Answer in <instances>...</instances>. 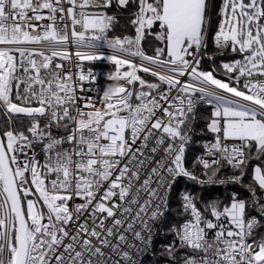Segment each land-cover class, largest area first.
Listing matches in <instances>:
<instances>
[{
	"label": "snow or ice",
	"instance_id": "6c2138e0",
	"mask_svg": "<svg viewBox=\"0 0 264 264\" xmlns=\"http://www.w3.org/2000/svg\"><path fill=\"white\" fill-rule=\"evenodd\" d=\"M113 3L132 7L134 38L109 39L115 16L83 10ZM216 7L215 0H0V264H143L155 257V240L169 236L160 245L169 264H264L257 231L264 229V0ZM214 14L215 47L242 56L221 62L226 80L215 63L202 67L215 60L206 51ZM148 36L163 45L154 55L141 48ZM69 43L79 60L105 59L101 47L113 53L106 59L126 84L103 108L94 103L91 70L54 63L71 59ZM200 119L212 140H194L205 134L195 128ZM193 145L203 152L190 169ZM252 160L260 162L254 183L244 185ZM222 161L239 174L217 179ZM181 179L201 189L240 185L250 196L231 191L226 202H204L187 183L178 187Z\"/></svg>",
	"mask_w": 264,
	"mask_h": 264
},
{
	"label": "built area",
	"instance_id": "2783aa9c",
	"mask_svg": "<svg viewBox=\"0 0 264 264\" xmlns=\"http://www.w3.org/2000/svg\"><path fill=\"white\" fill-rule=\"evenodd\" d=\"M217 3H218V8H219V5L220 3L222 2V0H216ZM78 4L79 3H83V0H77ZM66 7L69 6V5H65ZM111 7V6H110ZM109 8L107 9H103V8H95V7H91V6H87L85 7L83 10L87 13H98V12H103L105 15H111V13L109 12ZM74 11L76 12H79L80 9L79 8H76L74 9ZM218 11V9H217ZM112 16V15H111ZM217 17V22L216 23H213L214 25V29L213 31H211V28L209 30V33H208V36H207V40L208 38L210 37V40L215 47L214 43H213V35L215 33V31L217 30V27H218V24H219V21H220V17L218 15H216ZM213 18V17H212ZM212 21V20H211ZM69 23V35H70V31H71V26H70V22ZM212 25V24H211ZM77 31H81L82 29L80 28V26H77ZM110 30H111V25L109 27V29L107 30L106 32V35L109 39H111L109 37L110 35ZM87 35V33H86ZM142 43V42H141ZM31 47H39V46H36V45H33ZM142 48V46H141ZM143 49V48H142ZM217 49V48H216ZM42 51H47L50 53V49H41ZM218 50V49H217ZM77 51V48L74 46V45H71V43H69L68 45V52H69V55L71 57L70 60H60L59 58H54V63L55 62H60L62 64L65 65V70H70L72 72H78L79 70H83L85 73H87L89 70H91L94 75H95V87H96V90L99 94H101L103 91H104V87L107 83H111V81L107 80V75L109 73H113L115 72V65L112 64L110 61H108L106 59V57L108 55H113V53L111 52L110 49L106 48V47H101L100 48V54L105 57V59H101V60H98V61H88V60H79L77 59L75 53ZM81 51L83 52H88V51H91L90 49H82ZM117 55H121V54H117ZM147 55H150V54H147ZM154 55V54H153ZM125 59H128V60H131V62L135 65H140L142 62L141 60L139 59V57H131V56H125L124 57ZM190 59V58H189ZM204 60H207V58H205ZM77 65H79V68H77ZM148 67H151V65H147ZM102 67H105L106 69H102ZM129 69L127 68V66H124L121 71H128ZM158 71H160L158 69ZM217 75L223 77L224 79H226V77L224 75H220V73L217 71ZM137 75L140 76L141 78L145 79L146 81L148 82H158L157 81V78L156 77H153L150 73H145L143 71H138L137 72ZM182 80H186L187 77H183L181 78ZM119 83H122V84H126V81H120ZM128 87H131V86H128ZM135 87H139L138 85V82L135 84ZM79 94V92H78ZM89 96L92 95V93H85ZM133 100H134V97H133ZM94 103L103 108L104 104H102L100 102V97L97 96V99L94 101ZM198 112H199V109H198ZM22 119H26V118H22ZM27 120V119H26ZM45 121L44 120H41V125H43ZM199 125V120L198 122L196 123L195 125V128L197 129V126ZM54 131V134L56 135H64L65 133L61 130H56V129H53ZM197 131H199L197 129ZM202 137H204V139L202 141H210L213 139V134L211 133H207L206 129H205V134L204 135H201ZM231 143V142H229ZM65 147H68V145H65ZM203 152V149L200 148V151L197 153H202ZM162 155V153H161ZM41 159L43 158L42 154H41ZM157 159H159V157H157ZM222 164L229 170H231L226 164L223 163L222 161ZM197 167L199 168V170H201L203 172V169H202V165H197ZM231 176V175H229ZM229 176H222L221 178H217V179H227ZM201 180H207V178H202L200 177ZM185 185V183H187V187H193V188H196V189H201L198 185L196 184H193L191 182H186L185 180L181 179L180 182H179V185L182 184ZM178 185V187H179ZM212 187H221L222 189H227V188H236L237 190H239L241 193H243L245 195V198H248L250 196V193L248 192V190L240 185H233V184H229L227 186H205L204 188L202 189H209V188H212ZM34 191V189H33ZM174 200L172 201V203L174 204ZM81 201H79L78 199L77 200H73V201H70V205L71 204H75V203H80ZM42 203V202H41ZM249 215H256V213L250 208L249 209ZM172 237L169 236L167 238H164V237H158L155 242H154V248H153V251L155 252V257H153L151 254L145 256L143 258V264H169V261H168V258L167 256H161L160 253L161 251H163L161 248H160V245L161 244H168L170 241H171Z\"/></svg>",
	"mask_w": 264,
	"mask_h": 264
},
{
	"label": "trees",
	"instance_id": "16d2710c",
	"mask_svg": "<svg viewBox=\"0 0 264 264\" xmlns=\"http://www.w3.org/2000/svg\"><path fill=\"white\" fill-rule=\"evenodd\" d=\"M216 3V9L214 10L217 11L218 9V3L215 0ZM130 11H132V7L129 6L128 9H118L116 4L113 3L109 9V12L111 13L112 16H115V20L113 21V23L111 24V30H110V35L109 37L111 39L113 38H123L124 36H128L130 38H134L136 33H135V28L131 25L130 23ZM217 22V17L214 14L212 21H211V31H213L214 29V25L213 23ZM153 32H159V26L158 23L156 26H154V28L152 29ZM207 53L214 55L215 60H203L202 61V66H206L204 69L205 70H210L213 63H215V65L217 66L218 72L220 73V75H223V70L221 68H219V65L221 64V62H231L234 60H238L241 59L242 56L239 54H234L232 53L230 50L225 49L223 54H220V50H217L216 48H214L210 37L207 40ZM141 46L143 48V50L145 51L146 54H150L153 55L154 54V50L155 47L160 46L162 47L163 45L160 44L159 41H156L154 36H148L144 41H142ZM209 63V64H208ZM102 69H106L105 67H102ZM211 109H205L203 107H201L199 109V113L208 115L210 114ZM4 117L2 114H0V123H2L4 121ZM23 120V125L26 126L27 125V120L26 119H22ZM17 126L20 127V121H17ZM197 129H206L205 128V121L203 119L199 120V125L197 126ZM204 139V137H202L201 135H196L194 136V140L196 141H202ZM200 151V147H196L195 145H193L189 152H188V159H187V166L192 169L193 167V157L195 154H197ZM259 161L256 160H252L250 161L248 168H247V172L243 177V181L242 183L244 185L250 184V183H254L253 181V168L259 164ZM262 167H264V165H262ZM195 173L197 176L202 177V178H207V176H205L203 174V172L201 170H199V168L196 166L195 167ZM239 173H233L232 170L227 169L224 165L223 167L220 168L218 174H217V178H221L222 176H229V175H238ZM208 175H211V170H209ZM183 186V183L179 185V187ZM192 192L196 193L197 195H199L201 192L203 193L204 196V202H207L209 199H219L222 201H227L229 194L231 191H236L240 194L241 198H245V195L243 193H241L239 190H237L236 188H227V189H222L221 187H212L209 189H196L193 187H188ZM257 188V194L261 195L262 193L260 192L258 185H256ZM176 204V200H174V205ZM197 206L198 207H203V203L199 200H197ZM258 233H264V229H258L257 230Z\"/></svg>",
	"mask_w": 264,
	"mask_h": 264
},
{
	"label": "clouds",
	"instance_id": "9594fccd",
	"mask_svg": "<svg viewBox=\"0 0 264 264\" xmlns=\"http://www.w3.org/2000/svg\"><path fill=\"white\" fill-rule=\"evenodd\" d=\"M107 80L111 81V83H107L104 87V91L100 94V102L105 104L109 102L117 92V88L119 87V76L115 73L107 75Z\"/></svg>",
	"mask_w": 264,
	"mask_h": 264
},
{
	"label": "rangeland",
	"instance_id": "374dc122",
	"mask_svg": "<svg viewBox=\"0 0 264 264\" xmlns=\"http://www.w3.org/2000/svg\"><path fill=\"white\" fill-rule=\"evenodd\" d=\"M209 64V63H208ZM203 68H205L206 66H202ZM206 69V68H205ZM216 74H218V73H216ZM217 78H219V79H221V80H226V79H224L223 77H221V76H219V75H217Z\"/></svg>",
	"mask_w": 264,
	"mask_h": 264
},
{
	"label": "water",
	"instance_id": "95a60500",
	"mask_svg": "<svg viewBox=\"0 0 264 264\" xmlns=\"http://www.w3.org/2000/svg\"><path fill=\"white\" fill-rule=\"evenodd\" d=\"M21 118H24L23 116H21Z\"/></svg>",
	"mask_w": 264,
	"mask_h": 264
}]
</instances>
